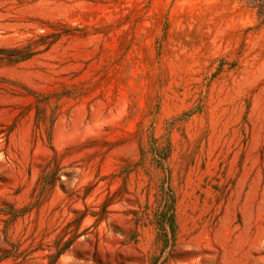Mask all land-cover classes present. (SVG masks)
Masks as SVG:
<instances>
[{"label":"rangeland","instance_id":"1","mask_svg":"<svg viewBox=\"0 0 264 264\" xmlns=\"http://www.w3.org/2000/svg\"><path fill=\"white\" fill-rule=\"evenodd\" d=\"M0 264H264V0H0Z\"/></svg>","mask_w":264,"mask_h":264},{"label":"trees","instance_id":"2","mask_svg":"<svg viewBox=\"0 0 264 264\" xmlns=\"http://www.w3.org/2000/svg\"><path fill=\"white\" fill-rule=\"evenodd\" d=\"M167 155L165 156V158ZM163 200L160 211L156 216V225L159 233V239L164 246L173 242L176 238L177 224H176V197L172 188L162 186Z\"/></svg>","mask_w":264,"mask_h":264}]
</instances>
